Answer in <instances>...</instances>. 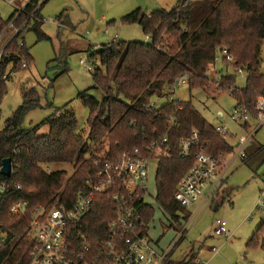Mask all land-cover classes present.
<instances>
[{
  "label": "trees",
  "instance_id": "16d2710c",
  "mask_svg": "<svg viewBox=\"0 0 264 264\" xmlns=\"http://www.w3.org/2000/svg\"><path fill=\"white\" fill-rule=\"evenodd\" d=\"M42 0H30L19 17L29 16ZM49 0H44V5ZM41 5V7H42ZM40 11V10H39ZM16 10L6 23L0 22V33L14 18ZM37 13V12H36ZM63 16V15H62ZM138 23L150 44L117 42L94 49L105 72L95 70V89L104 93L102 101L84 92L79 98L89 109L88 137L77 131L75 113L58 112L45 122L46 135H40V126L24 129L25 115L38 106L34 95L25 96L23 105L5 122L0 130V168L6 158L12 160V176L0 173V184L5 192L0 199V235L7 241L0 243V264H28L30 243L28 228L39 206L50 209L55 205L69 207L77 193L89 179L96 177L101 166L117 160L125 151L136 148L144 152L152 142L168 137V156L160 157L157 173V202L170 217L183 209L174 194L180 181L195 164V150L191 159L180 155V141L190 138L194 130L208 155L219 158L231 153L227 138L210 126L191 102H165L157 109L146 104L167 95L168 87L177 79L187 77L191 89L205 90L215 86L230 92L237 104L253 110L257 98L263 93L256 80L263 79L261 71L264 47V0H177L171 10H158L152 14L137 9L124 18ZM34 30L39 38L43 22L40 13L34 18ZM16 37L5 51L0 65V105L6 94L7 66L22 68V60H31L26 44L19 45ZM227 50L234 57L228 66L243 68L247 74L244 88L235 86V78L223 77L219 85L209 79L207 71L214 67L218 53ZM177 125H173V123ZM250 129V124L243 127ZM91 144L102 145V152L92 151ZM53 164H71L72 175L66 171L48 173L45 167ZM26 202L24 213L13 214L12 207ZM110 194L98 195L85 218L82 231L89 237L105 235L113 218ZM146 221L154 217L146 210ZM264 224L257 230L248 246L261 245L264 249ZM167 264H200L197 257L189 261Z\"/></svg>",
  "mask_w": 264,
  "mask_h": 264
},
{
  "label": "rangeland",
  "instance_id": "374dc122",
  "mask_svg": "<svg viewBox=\"0 0 264 264\" xmlns=\"http://www.w3.org/2000/svg\"><path fill=\"white\" fill-rule=\"evenodd\" d=\"M26 1L0 0V22L6 23L15 9H20ZM40 5L43 22L39 26L46 38H39L31 20L21 35L30 55V61L23 59L27 68H17L13 63L7 66L6 94L0 105V130L5 122L23 105L25 96L32 94L38 98L36 108L29 111L23 121L24 129L40 126L39 134L46 135L49 126L48 118L65 110L75 113L77 131L88 137V117L90 111L80 100V94L89 95L102 101L104 93L95 89L93 74L96 69L105 72L98 56H93L94 49L114 42H141L150 44L138 23H128L124 17L134 10L151 14L164 9L171 10L177 0H49ZM37 5V6H38ZM62 14L65 16L62 17ZM28 17H22V22ZM88 67L93 72L88 71ZM261 71L264 74V47L262 51ZM235 78V86L244 88L247 74L236 72L220 57L216 67L208 74L212 81L221 82L223 77ZM264 90V78L256 80ZM167 92L166 99H158L164 104L170 96L181 102H191L201 117L214 129L218 126L229 132L228 143L232 146L230 154L223 156L225 166V184L218 198L210 207L197 208L204 200L201 195L198 201L187 211L181 212L180 233L188 223L187 233L175 247L171 260L175 263L189 261L196 256L202 264H264V249L261 245L248 246L257 230L264 224V125L258 129L255 121L251 128L245 129L231 119L237 101L230 92H222L215 86L205 90L191 89L184 85L174 95ZM222 112L223 115L219 113ZM253 134V137L250 135ZM245 150L246 157H240L237 145L240 139H249ZM92 151L102 152V145L91 144ZM225 157V158H224ZM48 173L66 171L72 175L71 164H53L45 167ZM156 173L151 174V190L147 201L154 211L152 234L155 238L162 235L163 247H170L177 234L174 226L177 223L167 215L157 202ZM0 187V199H1ZM192 219V220H190ZM222 220L227 224L230 237L215 234L216 222ZM173 226V227H172ZM264 234V230L262 231Z\"/></svg>",
  "mask_w": 264,
  "mask_h": 264
},
{
  "label": "built area",
  "instance_id": "2783aa9c",
  "mask_svg": "<svg viewBox=\"0 0 264 264\" xmlns=\"http://www.w3.org/2000/svg\"><path fill=\"white\" fill-rule=\"evenodd\" d=\"M18 1L11 0V3ZM27 4L16 10L14 18L0 33V65L6 49L16 37H19V45L24 46L21 35L34 18V13L41 9L40 5L36 6L27 16L28 18L19 24V17L25 11ZM117 41L114 39V43ZM220 57L227 63L234 62V57L227 50H222L216 56L214 68ZM22 68H27V64L22 63ZM212 68L207 71V75ZM234 68L238 73L245 72L243 68ZM88 71L93 72V69L88 67ZM217 84L219 85V82ZM184 85H188V79L185 76L174 81L168 87V93L175 95ZM164 97L166 99L167 95ZM158 99L161 98L147 103L146 108L161 107L163 104H158ZM175 101L178 100L170 96L167 102ZM231 119L242 127L253 121L259 124L258 129L263 126L264 90L257 98L253 110L247 105L237 104L232 111ZM173 125L177 124L174 122ZM216 131L224 138L230 137L224 127L218 126ZM254 133L250 136L253 137ZM251 137L238 141L240 157L243 159L246 157L245 150ZM167 142L168 137L165 136L146 146L144 152L139 148L125 151L118 156L117 160L103 164L96 177L86 182V186L77 193L69 207L65 204L55 205L50 209L39 206L33 214L27 232L30 243L28 264H167L171 260L175 247L190 231L187 230L188 223L180 233L177 232L181 212L195 205L201 195H204V200L197 209L211 207L220 195L226 176L225 168L222 167L223 155H219V158L208 155L205 151L207 143L202 144L196 130L190 138L181 139V157L191 159L195 150L196 161L188 174L180 181L174 194L175 200L183 207L173 217L177 224L172 227L177 236L170 247H163L162 235L155 238L151 233L155 229L154 217L148 222L145 215L148 208L152 209L147 201L151 190V174L153 169L157 171L160 157L169 155ZM0 187L1 193H4L5 186L0 184ZM104 194L111 195L113 218L107 225L105 235L89 238L82 231L85 218L91 211L97 196ZM27 208L26 202H19L12 207L11 212L24 213ZM215 234L230 237L224 221L216 222ZM6 241L7 239L0 235V243ZM198 263L202 264L200 261ZM244 264H251V262Z\"/></svg>",
  "mask_w": 264,
  "mask_h": 264
},
{
  "label": "water",
  "instance_id": "95a60500",
  "mask_svg": "<svg viewBox=\"0 0 264 264\" xmlns=\"http://www.w3.org/2000/svg\"><path fill=\"white\" fill-rule=\"evenodd\" d=\"M13 166H12V160L10 158H6L2 161V165L0 168V173L9 178L12 176Z\"/></svg>",
  "mask_w": 264,
  "mask_h": 264
},
{
  "label": "crops",
  "instance_id": "0c3cea01",
  "mask_svg": "<svg viewBox=\"0 0 264 264\" xmlns=\"http://www.w3.org/2000/svg\"><path fill=\"white\" fill-rule=\"evenodd\" d=\"M25 4H27V1H26V3ZM15 10H17V9H15ZM135 11V10H134ZM40 13V12H39ZM152 14V13H151ZM63 16L62 17H64L65 15L64 14H62ZM40 17H41V15H40ZM220 115H223V113L222 112H220L219 113ZM259 129H257V130H255V133L258 131ZM236 146H238V143H237V145ZM225 158V157H224ZM222 167L223 168H226L227 169V167L225 166V163H224V159L222 160ZM203 203V202H202ZM201 203V204H202ZM201 262V261H200ZM202 263V262H201Z\"/></svg>",
  "mask_w": 264,
  "mask_h": 264
}]
</instances>
